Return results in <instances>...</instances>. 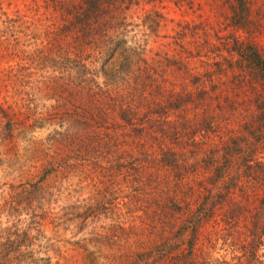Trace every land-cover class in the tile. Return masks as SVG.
<instances>
[{"label": "trees", "instance_id": "1", "mask_svg": "<svg viewBox=\"0 0 264 264\" xmlns=\"http://www.w3.org/2000/svg\"><path fill=\"white\" fill-rule=\"evenodd\" d=\"M163 4L194 12L193 0H0L13 72H31L25 39L49 62L32 85L0 78V146L16 128L47 130L29 176L0 188V264H50L39 236L121 209L139 227L95 237L114 259L76 239L81 264H264V0H226L222 18H166ZM80 182L87 197L58 204Z\"/></svg>", "mask_w": 264, "mask_h": 264}, {"label": "rangeland", "instance_id": "2", "mask_svg": "<svg viewBox=\"0 0 264 264\" xmlns=\"http://www.w3.org/2000/svg\"><path fill=\"white\" fill-rule=\"evenodd\" d=\"M225 4L226 0H193V13H182L170 4L156 6L155 9L162 12L166 18L173 19L180 18L181 16L196 15L222 18L226 6ZM10 5L9 7L4 6L3 8L6 15L9 16L14 13L16 8H21L20 2L11 3ZM149 8V6L133 8L132 16H143L145 11ZM170 26L171 24L167 23L159 27L158 34L167 33ZM25 40L26 46L24 47V51L20 54H24V61L27 65L24 67L30 69L31 74L26 71L20 74L13 72V70L19 69L17 68L16 56H13V54L8 51L1 52L0 78L7 82V84L23 81L29 82L30 85H32V82H41V67L49 66V62L41 60L40 40L34 38ZM153 40H155V38L150 36L147 40L148 45H154ZM154 42L157 43L156 41ZM5 73L7 76H4ZM30 85L28 84L27 87ZM25 88L24 86V89ZM44 104H47L46 101ZM39 108H41V95L37 97L35 103L30 105L29 111L36 112ZM1 134H3V131H1ZM12 134L13 137L11 141L5 142L3 146H0V150L5 152V159L0 166V188H2L3 183H14L29 176L36 163L37 156L41 155V139L47 134V130L41 129V127L32 130L27 128H16L13 130ZM77 187L75 192H68V195H65V193L62 194L58 204L74 203L76 201H81L84 196L87 197V193L89 192L87 186L80 182ZM119 214L120 217H118ZM119 214H117V217H100L94 221L88 222L81 230H78L75 225L64 223L65 225L57 228V238L50 235V238L46 241H44L41 236L38 237V240H35V244L38 245L37 252L41 256H45L46 254L50 256V264H81L82 260L80 253L72 243L76 239L82 237L88 239L85 246L87 251L92 252L90 257L97 254L102 258L106 257V259H110L111 256L112 259H114L115 256L110 255L107 249L114 251L116 254L117 252L105 245L104 242L101 243V241L96 240L95 237H101L110 228V225L114 226L117 222H120L119 224L124 226L127 221L132 222L133 227L137 229L142 219L139 212L125 213V210L121 209ZM118 244L120 246L125 244L124 237L118 241ZM56 252H58V256Z\"/></svg>", "mask_w": 264, "mask_h": 264}]
</instances>
